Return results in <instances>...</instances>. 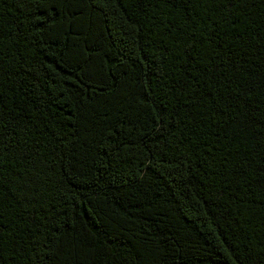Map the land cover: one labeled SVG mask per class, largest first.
I'll use <instances>...</instances> for the list:
<instances>
[{"label":"trees","instance_id":"trees-1","mask_svg":"<svg viewBox=\"0 0 264 264\" xmlns=\"http://www.w3.org/2000/svg\"><path fill=\"white\" fill-rule=\"evenodd\" d=\"M0 264H264V0H0Z\"/></svg>","mask_w":264,"mask_h":264},{"label":"snow or ice","instance_id":"snow-or-ice-1","mask_svg":"<svg viewBox=\"0 0 264 264\" xmlns=\"http://www.w3.org/2000/svg\"><path fill=\"white\" fill-rule=\"evenodd\" d=\"M38 23L44 24V23H46V21L41 19V20L38 21Z\"/></svg>","mask_w":264,"mask_h":264}]
</instances>
